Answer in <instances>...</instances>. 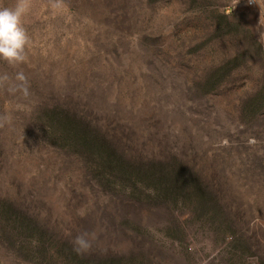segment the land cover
Masks as SVG:
<instances>
[{
	"label": "rangeland",
	"instance_id": "obj_1",
	"mask_svg": "<svg viewBox=\"0 0 264 264\" xmlns=\"http://www.w3.org/2000/svg\"><path fill=\"white\" fill-rule=\"evenodd\" d=\"M56 2L30 0L27 59L0 60V264H264V0Z\"/></svg>",
	"mask_w": 264,
	"mask_h": 264
},
{
	"label": "clouds",
	"instance_id": "obj_2",
	"mask_svg": "<svg viewBox=\"0 0 264 264\" xmlns=\"http://www.w3.org/2000/svg\"><path fill=\"white\" fill-rule=\"evenodd\" d=\"M256 3V0H248ZM62 0H57L53 4L54 8H60ZM31 7L30 0H16L14 7L0 8V60L5 61L12 67H18L27 59L26 48L30 44V37L24 26V16ZM264 22L259 20L256 31L259 33V41L264 42ZM10 78L7 74L0 76V85L6 83ZM16 81L20 82L17 87L21 89L24 95L28 94L26 87L27 77L23 71H19L15 76ZM8 120L7 117L2 118ZM3 124L0 123V127ZM92 241L87 233L77 235L73 240V249L77 254H83L91 250ZM245 264H258L256 257H246Z\"/></svg>",
	"mask_w": 264,
	"mask_h": 264
},
{
	"label": "trees",
	"instance_id": "obj_3",
	"mask_svg": "<svg viewBox=\"0 0 264 264\" xmlns=\"http://www.w3.org/2000/svg\"><path fill=\"white\" fill-rule=\"evenodd\" d=\"M77 124L75 128L71 132V138L72 142L74 144H79L77 146H81L84 152L88 153L91 155L94 159H96L99 163H101L102 167L100 168L105 169H110V170H125V163L124 159L121 158V155L103 138L95 134L89 127L88 125H85V123L82 121H78L77 123L68 121L67 123L63 124V127L66 129L67 124ZM63 128L61 129V131ZM78 142V143H76ZM132 167V166H131ZM155 169H158L161 173V180L163 184L168 181H172L169 184H173L175 189L180 188V190L186 189L190 187V184L183 179V174L182 170L177 169V170H170L166 171L165 168L163 167H153ZM152 168V169H153ZM141 170V168H138ZM152 169L149 170L150 174L154 175L152 172ZM127 170V169H126ZM143 174H145V171H142ZM174 174V175H173ZM180 176L182 181L179 183L181 179H179ZM148 177L151 178V175H148ZM174 179V180H173ZM160 180V179H159ZM184 181V182H183Z\"/></svg>",
	"mask_w": 264,
	"mask_h": 264
},
{
	"label": "built area",
	"instance_id": "obj_4",
	"mask_svg": "<svg viewBox=\"0 0 264 264\" xmlns=\"http://www.w3.org/2000/svg\"><path fill=\"white\" fill-rule=\"evenodd\" d=\"M245 3H247L248 5H251V6H255L257 4V0H256V3H249L248 0H243Z\"/></svg>",
	"mask_w": 264,
	"mask_h": 264
}]
</instances>
